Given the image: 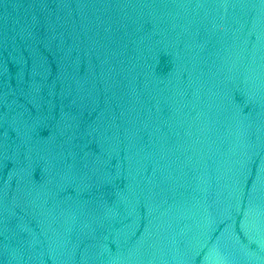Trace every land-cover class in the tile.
I'll list each match as a JSON object with an SVG mask.
<instances>
[{"label": "water", "instance_id": "water-1", "mask_svg": "<svg viewBox=\"0 0 264 264\" xmlns=\"http://www.w3.org/2000/svg\"><path fill=\"white\" fill-rule=\"evenodd\" d=\"M0 109L86 264H264V0H0Z\"/></svg>", "mask_w": 264, "mask_h": 264}]
</instances>
